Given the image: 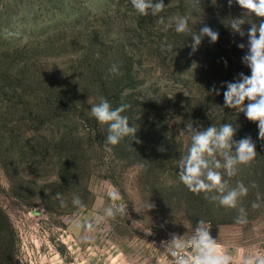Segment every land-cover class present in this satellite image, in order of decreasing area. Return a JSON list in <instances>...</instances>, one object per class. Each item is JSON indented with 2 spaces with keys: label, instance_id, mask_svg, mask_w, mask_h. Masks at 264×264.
Here are the masks:
<instances>
[{
  "label": "rangeland",
  "instance_id": "374dc122",
  "mask_svg": "<svg viewBox=\"0 0 264 264\" xmlns=\"http://www.w3.org/2000/svg\"><path fill=\"white\" fill-rule=\"evenodd\" d=\"M164 2L170 5L160 14L166 20L186 15L192 32L207 25L218 41L204 37L189 55L191 33L162 31L158 17L140 15L130 0H0V206L9 224L0 228L4 264L13 242V264H172L158 252L160 242L169 233L187 236L199 219L211 223L233 264L264 254V207L252 209L255 200L244 198L246 225L235 223V210L210 199L215 207L204 214L191 207L177 175L190 145L179 130L191 121L219 128L224 115L236 113L223 108L224 82L250 75L242 63L248 37L232 32V19H245L247 33L264 18L227 0ZM113 65L119 74L109 71ZM213 85L220 95L207 94ZM100 97L113 108L128 106L122 115L138 128L141 143L126 137L105 149L107 125L90 115ZM251 179L249 166H241L230 183L249 186ZM113 185L126 217L104 215ZM73 195L82 208L72 205ZM149 202L155 207L144 210Z\"/></svg>",
  "mask_w": 264,
  "mask_h": 264
},
{
  "label": "clouds",
  "instance_id": "9594fccd",
  "mask_svg": "<svg viewBox=\"0 0 264 264\" xmlns=\"http://www.w3.org/2000/svg\"><path fill=\"white\" fill-rule=\"evenodd\" d=\"M130 3L140 15L158 17L157 24L162 26V31L167 32L174 28L177 33H191L189 55L198 51L204 37H208L210 43L218 41L219 33L207 25L201 27L199 32H192L189 27V17L186 15L170 16L166 20L160 15L170 6L166 5L164 0H130ZM233 3L248 16L254 14L256 17L264 18V0H227L229 7ZM245 22L243 18H234L229 26L233 33L248 37V52L242 57V63L250 69V75L241 72L234 82H224L226 90L223 92V108L243 113L250 122L256 123L258 138L264 141V19L259 25L252 23L247 33L242 27ZM238 47L244 49L245 44L240 43ZM167 51H172L171 45L167 46ZM109 71L119 74L116 65H113ZM207 94L220 95V91L213 85ZM184 95L187 96L186 93ZM127 107L120 105L113 108L104 97H100L98 103L91 104L90 115L99 124L107 125L105 139L107 151H111L109 146L118 145L126 137H132L133 141L141 143L136 136L138 128L131 126L128 117L122 115ZM236 132L237 128L233 127L232 123H223L219 128L213 125L198 128L192 121L187 123L179 130V136L187 135L190 138V145L187 154L177 163V175L189 191L196 194L203 193L206 199L216 202L220 207L235 210L237 212L235 223L246 225L248 213L243 206V200L249 195L250 189H256L257 185L252 182L246 186L243 181L237 180L235 186H232L230 181L239 174L241 166L251 165L258 153L251 136L236 140L234 139ZM107 195L112 203L104 210V215L108 218L118 215L126 217L127 205L117 203L123 199L120 190L113 185ZM56 197L61 199V204L64 206L65 201L61 198V194L57 193ZM71 203L75 207H83L81 199L76 195H73ZM143 207L144 210H151L155 205L149 202ZM251 207L252 209L264 207V199L259 191L256 192V199ZM135 210L139 212L136 207ZM138 222L132 221L134 228L137 227ZM184 226L188 229L186 225ZM211 227L210 222L199 219L190 232L188 229L187 236L186 233L182 236L169 233L170 239L160 242L162 252L152 246L161 255L169 256L172 264H233V256L221 251L218 238H214L211 234ZM140 228L147 234H152L150 228ZM242 264H264V254L247 255L243 258Z\"/></svg>",
  "mask_w": 264,
  "mask_h": 264
},
{
  "label": "trees",
  "instance_id": "16d2710c",
  "mask_svg": "<svg viewBox=\"0 0 264 264\" xmlns=\"http://www.w3.org/2000/svg\"><path fill=\"white\" fill-rule=\"evenodd\" d=\"M223 123H232L233 127L237 128V132H236L234 139L239 140L246 136H251V138L255 142L256 151L258 155H257V158L251 163V165H249V168L252 174L251 180L252 182L256 183L257 188L250 189L248 197L253 198L255 200L256 192L259 191L263 199L264 198V141H261L258 138V128L253 122H250L243 113H237V112L232 113L228 116L224 115L221 120V125ZM134 146H135L134 143H130V145H128V148L132 150V149H135ZM189 198L192 201L191 207L195 210L200 208V211L202 213L204 212V214L211 213L212 206L215 207L214 203H212L209 199H206L203 193L196 194V193L189 191ZM195 200L198 201L199 204L195 203ZM225 222H234V220L225 221ZM3 223L8 224V216L5 213V211L2 209V207L0 206V228L3 225ZM8 251L11 254L10 255L8 254V258L6 255V259H7L6 264H13L14 242L9 246ZM4 262H5V259L1 258L0 256V264H4Z\"/></svg>",
  "mask_w": 264,
  "mask_h": 264
}]
</instances>
